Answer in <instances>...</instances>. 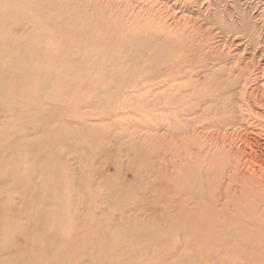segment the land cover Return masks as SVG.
<instances>
[{"label":"rangeland","instance_id":"rangeland-1","mask_svg":"<svg viewBox=\"0 0 264 264\" xmlns=\"http://www.w3.org/2000/svg\"><path fill=\"white\" fill-rule=\"evenodd\" d=\"M262 69L264 0H0V264H234L185 140Z\"/></svg>","mask_w":264,"mask_h":264},{"label":"bare ground","instance_id":"bare-ground-1","mask_svg":"<svg viewBox=\"0 0 264 264\" xmlns=\"http://www.w3.org/2000/svg\"><path fill=\"white\" fill-rule=\"evenodd\" d=\"M261 72L258 76L251 71L234 98L220 105L215 119L199 124L185 140L191 151L203 155L206 165L202 168L213 160L218 206L251 211L249 242L244 253H235L234 264H264V239L257 238L264 236V69ZM204 180L210 187V178L204 176ZM23 244L16 242L19 248Z\"/></svg>","mask_w":264,"mask_h":264}]
</instances>
